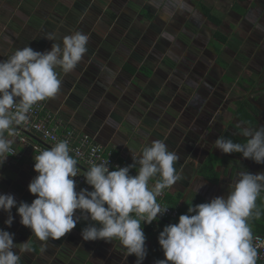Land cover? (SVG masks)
<instances>
[{
    "label": "crops",
    "instance_id": "0c3cea01",
    "mask_svg": "<svg viewBox=\"0 0 264 264\" xmlns=\"http://www.w3.org/2000/svg\"><path fill=\"white\" fill-rule=\"evenodd\" d=\"M199 1L184 0L181 8L173 0H0V61L26 46L50 51L53 42L62 44L77 31L89 36L77 66L67 74L57 68L60 91L45 100V112L60 131L92 136L127 165L152 141L163 140L179 156L181 177L166 188V198L184 214L191 205L227 196L238 172H264V164L224 154L214 144L218 137L246 142L238 123L264 126V0ZM200 3L220 23L208 21ZM14 129V136L4 134L14 143L0 166V194L30 204L36 197L28 185L38 175L30 165L37 155L33 144L52 145ZM131 170L136 175L139 165ZM255 203L248 218L252 235L262 228L264 191ZM7 215L0 211V229L14 233L16 251L25 242L31 249L19 253V264H136L118 239L83 240L88 219L58 240L41 241L20 223L16 208L11 227ZM166 225L158 220L145 228L143 264L165 259L158 236ZM256 264H262L258 256Z\"/></svg>",
    "mask_w": 264,
    "mask_h": 264
},
{
    "label": "clouds",
    "instance_id": "9594fccd",
    "mask_svg": "<svg viewBox=\"0 0 264 264\" xmlns=\"http://www.w3.org/2000/svg\"><path fill=\"white\" fill-rule=\"evenodd\" d=\"M184 7V0H173ZM46 38L54 41L48 34ZM89 36L77 31L64 36L62 44L52 43L50 51H34L26 46L0 61V166L12 151L14 125L29 119V112L40 101L55 97L60 91L63 73L71 72L87 52ZM239 135L246 142L218 137L214 144L224 154L239 153L245 159L264 164V126L256 128L238 123ZM68 141L56 142L34 157L38 175L28 191L36 198L29 204L17 202L11 194H0V211L7 213L5 225L11 227L12 209L20 223L31 229L41 241L58 240L76 227L81 218L91 221L81 231L85 241L118 239L136 264L147 256L146 236L142 224H151L161 212L157 197L181 179L175 167L179 156L163 140H154L143 148L133 164L109 170V161L93 164L84 175L92 190L76 191L73 178L78 175L77 160L70 155ZM139 165L135 176L130 170ZM159 177L154 187L149 181ZM199 191V189L197 190ZM264 191V172H238L227 196L189 206L178 223L166 225L158 243L165 259L156 264H256L257 251L252 245L248 218L256 200ZM80 215H75L76 212ZM259 214L257 213V216ZM14 233L0 229V264H19L20 252L31 249L28 242L16 251Z\"/></svg>",
    "mask_w": 264,
    "mask_h": 264
},
{
    "label": "built area",
    "instance_id": "2783aa9c",
    "mask_svg": "<svg viewBox=\"0 0 264 264\" xmlns=\"http://www.w3.org/2000/svg\"><path fill=\"white\" fill-rule=\"evenodd\" d=\"M28 115L29 119L26 122L17 125L18 127L38 134V137L42 141L50 143L52 146L59 141H68L71 150L70 155L77 160L79 165L87 170H89L93 164H99L107 160L109 161L110 171L115 170L116 166H127L126 162L118 159L112 149L98 143L92 136L86 133L75 134L72 129H65L63 132L60 131L57 121H53L51 114L45 112V100L34 105ZM18 133H21V131H17V136ZM20 138L23 141H26L25 137L20 136ZM33 148L37 155L44 150H48L46 146L39 143L33 144ZM34 163L35 161H32L30 164L32 169H34ZM85 174L86 173L81 172L78 168V175L73 178L76 182V191H80L81 189L92 190L91 186L85 181ZM130 175L135 176L133 170H130ZM152 187H154V185ZM165 197L166 189H164L157 197V203L160 205L161 212H163L165 208H168L167 211L162 216L158 214L157 220L153 221L151 224H142L144 232L147 226H155L158 220L176 222L179 219V208L169 204L165 200ZM252 245L256 249L257 256L261 259L262 264H264V234L252 235Z\"/></svg>",
    "mask_w": 264,
    "mask_h": 264
},
{
    "label": "trees",
    "instance_id": "16d2710c",
    "mask_svg": "<svg viewBox=\"0 0 264 264\" xmlns=\"http://www.w3.org/2000/svg\"><path fill=\"white\" fill-rule=\"evenodd\" d=\"M200 7H201V10H202V12H203V16L208 20V21H210V22H215V23H220V19L218 18V17H216L211 11H210V9L206 6V5H204V4H202V3H200ZM219 34V33H218ZM165 200L169 203V204H172V203H170V198H166L165 197ZM174 207L176 206L175 204H172ZM178 207V206H177ZM179 212H180V215H182V214H184L183 213V210L181 209V208H179ZM167 222V221H166ZM170 222V221H169ZM171 223H173V224H176V223H178V220L176 221V222H171ZM261 225H262V228H260V229H256L257 230V232L258 233H260V234H264V220H263V222H261Z\"/></svg>",
    "mask_w": 264,
    "mask_h": 264
},
{
    "label": "rangeland",
    "instance_id": "374dc122",
    "mask_svg": "<svg viewBox=\"0 0 264 264\" xmlns=\"http://www.w3.org/2000/svg\"><path fill=\"white\" fill-rule=\"evenodd\" d=\"M201 1H204V0H201ZM201 1H199V2H201ZM221 7H222V6H219V10H221ZM199 8H200V10H201V7H199ZM201 13L203 14L202 10H201ZM216 14H218L220 18L222 17V12L219 11V13H216ZM210 25H211V26H214V25H212L211 23H210ZM188 46H190V48H192V45H191V44H189ZM191 51H192V49L189 50V54H191Z\"/></svg>",
    "mask_w": 264,
    "mask_h": 264
},
{
    "label": "water",
    "instance_id": "95a60500",
    "mask_svg": "<svg viewBox=\"0 0 264 264\" xmlns=\"http://www.w3.org/2000/svg\"><path fill=\"white\" fill-rule=\"evenodd\" d=\"M167 223H168V224H173V223H171V222H169V221H167Z\"/></svg>",
    "mask_w": 264,
    "mask_h": 264
}]
</instances>
